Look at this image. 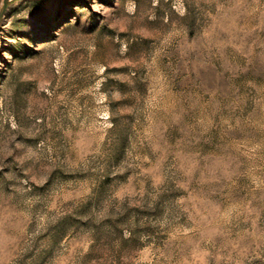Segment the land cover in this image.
I'll list each match as a JSON object with an SVG mask.
<instances>
[{
    "label": "rangeland",
    "instance_id": "1",
    "mask_svg": "<svg viewBox=\"0 0 264 264\" xmlns=\"http://www.w3.org/2000/svg\"><path fill=\"white\" fill-rule=\"evenodd\" d=\"M0 264H264V0H11Z\"/></svg>",
    "mask_w": 264,
    "mask_h": 264
},
{
    "label": "water",
    "instance_id": "2",
    "mask_svg": "<svg viewBox=\"0 0 264 264\" xmlns=\"http://www.w3.org/2000/svg\"><path fill=\"white\" fill-rule=\"evenodd\" d=\"M11 0H3L1 7H0V27L2 26L4 17H5V13H6V9L8 7V4Z\"/></svg>",
    "mask_w": 264,
    "mask_h": 264
}]
</instances>
